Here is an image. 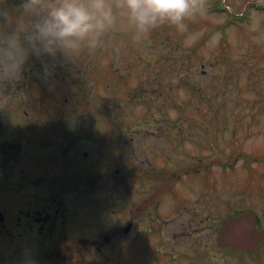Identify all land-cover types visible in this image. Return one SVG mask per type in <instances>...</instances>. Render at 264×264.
<instances>
[{
	"label": "rangeland",
	"instance_id": "1",
	"mask_svg": "<svg viewBox=\"0 0 264 264\" xmlns=\"http://www.w3.org/2000/svg\"><path fill=\"white\" fill-rule=\"evenodd\" d=\"M196 2L202 11L185 33L165 23L134 39L120 16L95 50L57 53L47 71L33 57L22 79L0 87L6 135L20 139L25 156L11 165V179L36 174L41 188H53L55 176L61 184L68 223L60 264H264V240L253 254L217 241L235 208L253 209L264 230V0ZM58 149L57 166L39 174ZM160 171L173 176L161 193ZM73 172L78 193L70 196ZM152 195L157 205L135 220ZM15 202L0 193L9 225ZM14 243L0 233V264H23L31 253ZM48 254L43 262L54 264Z\"/></svg>",
	"mask_w": 264,
	"mask_h": 264
},
{
	"label": "clouds",
	"instance_id": "2",
	"mask_svg": "<svg viewBox=\"0 0 264 264\" xmlns=\"http://www.w3.org/2000/svg\"><path fill=\"white\" fill-rule=\"evenodd\" d=\"M196 0H15L0 4V87L23 78L35 57L47 71L46 58L70 57L101 44L119 17L127 18L134 39L147 38L161 24L188 31L186 20L202 11ZM189 36L186 43H191ZM23 264H38L28 252Z\"/></svg>",
	"mask_w": 264,
	"mask_h": 264
},
{
	"label": "flooded vegetation",
	"instance_id": "3",
	"mask_svg": "<svg viewBox=\"0 0 264 264\" xmlns=\"http://www.w3.org/2000/svg\"><path fill=\"white\" fill-rule=\"evenodd\" d=\"M2 122L3 124L0 123V193L5 194L8 197L15 198L16 202L14 204H16L18 208L16 209L17 214L15 216L11 215L9 219L10 225L8 224L7 219V217L10 215H6V217L4 215L5 210H0V212L3 214L1 216L2 220L0 221V233H4L10 239L11 242L15 241L14 245L19 247V249L21 246L30 249V254L36 259L38 264H50L48 262H43L44 259L42 257V254L45 252H49L48 257L52 258V260H50L52 262L54 261V264H57V261L60 264L61 255L63 257L67 256L66 252L62 253L61 251V246L63 245L60 244V234L63 229V232L67 229L65 225L68 223V219L66 218L68 215L66 209L67 203L65 199L62 200L61 196L59 198L58 195V191L61 190V184L58 183L56 176V179L54 178L53 180V188H41L36 182V178L39 176L36 174L34 175L35 178H33L31 182H29L28 180L26 181L25 179H11V175H9L12 169L11 165L14 164L16 161L20 163L21 161H23L25 156H23V144L20 139H18V141H13L11 137L8 138L6 135V130L4 129V121ZM62 152L63 149H58V156L49 155L52 158L50 163L44 164L48 156L42 159L43 162L39 174L47 170V165L49 167L50 165L57 166ZM71 154L72 152L70 153L69 158H71ZM86 154L87 151H84L83 155ZM65 163L67 164L68 170L70 169L71 171L72 167L75 164V161L69 159V161H65ZM35 168L38 172L39 167L35 166ZM66 173L67 176H70L69 171H66ZM23 175L24 172L22 171V176ZM76 179L77 172H73V175L70 179L72 183L67 188L69 190L70 196H75L77 194L78 186L76 183H73ZM30 185H32L33 187H38V190L30 192V195H28V192H26L25 190ZM56 185H58V190L57 188L54 189ZM45 191L47 192V195L43 194V192ZM33 202L40 204V206L34 205ZM152 203L154 205L156 204V201H153V195L150 197V199H148V201H146L145 203H141V206L138 207L139 216L135 220H139L141 222L148 211V209H145L147 206L146 204ZM132 226L133 221H129L128 225L124 228V232L128 234ZM127 227L128 231L126 230ZM26 236H30L32 240L27 242V239H25ZM19 241H22L24 243H18ZM82 244V249H88V245L91 243L89 241L84 243L78 242L77 250L81 249ZM101 244L104 245L105 241H103ZM42 246H45L46 250L41 251L40 248ZM73 249L74 248H72V250ZM17 252L18 251H16L15 253ZM10 263L12 264V261Z\"/></svg>",
	"mask_w": 264,
	"mask_h": 264
},
{
	"label": "water",
	"instance_id": "4",
	"mask_svg": "<svg viewBox=\"0 0 264 264\" xmlns=\"http://www.w3.org/2000/svg\"><path fill=\"white\" fill-rule=\"evenodd\" d=\"M263 231H261L251 210L232 213L222 221L218 240L221 245L232 250H256L259 247Z\"/></svg>",
	"mask_w": 264,
	"mask_h": 264
}]
</instances>
